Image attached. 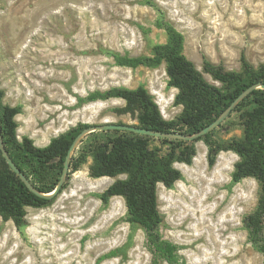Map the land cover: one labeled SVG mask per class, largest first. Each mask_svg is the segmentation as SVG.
Here are the masks:
<instances>
[{"label":"rangeland","instance_id":"obj_1","mask_svg":"<svg viewBox=\"0 0 264 264\" xmlns=\"http://www.w3.org/2000/svg\"><path fill=\"white\" fill-rule=\"evenodd\" d=\"M151 1L184 35L185 55L200 71L204 57L228 71L240 70L243 54L255 67L264 64V0ZM158 17L147 0H0V89L3 104L23 109L20 140L44 147L79 123L137 126L139 111H125L124 100L79 103L114 87L145 86L162 116L176 119L183 109L175 105L178 91L168 86L165 64L130 69L109 55H148L165 43ZM231 123L222 137L241 138L235 116ZM196 147L201 155L192 166L175 165L183 180L170 190L158 185L162 236L179 246L186 264H264L242 224L258 206L259 184L248 178L232 185L240 158L222 152L210 168L207 146ZM92 164L89 158L73 174L52 206L27 208L23 235L0 216V264H151L144 231L126 221L124 199L104 205L98 198L126 176L101 182L89 176Z\"/></svg>","mask_w":264,"mask_h":264},{"label":"trees","instance_id":"obj_2","mask_svg":"<svg viewBox=\"0 0 264 264\" xmlns=\"http://www.w3.org/2000/svg\"><path fill=\"white\" fill-rule=\"evenodd\" d=\"M158 12L156 27L163 29L166 42L154 44L148 55L129 56L110 52L120 67L136 69L166 67L168 86L178 90L175 105L182 113L174 120H166L153 96L141 85L136 89L114 87L95 91L79 103H94L121 99L126 102L125 111H139L138 127L177 137H154L129 131H96L86 135L75 149L67 179L61 190L52 194L65 171L71 148L90 124L79 123L67 132L53 138L47 146L37 147L24 136L17 139L19 123L14 119L22 114L21 106L12 107L2 102L0 89V131L4 149L9 158L29 181V187L7 162L0 147V216L13 221L22 235L28 227L27 208L44 209L52 206L69 186L74 173L92 158L89 176L93 179H117L98 198L108 205L112 198L122 197L127 208L126 221L142 229L147 247L152 254L151 264H186L180 248L165 239L161 227L165 223L159 208L158 185L173 189L183 180V173L176 164L192 166L197 157L198 142L207 146L210 168L217 163L222 152H233L240 160L232 173V185L244 179H254L260 186L257 208L242 219L252 246L264 255V89L252 90L231 111L227 119L216 129L196 139L193 136L215 122L252 86L264 84V64L255 67L246 56H241L239 71H228L204 57L200 71L185 55V37L167 21L165 13L151 0H147ZM209 75L216 84L206 80ZM235 116L243 135L241 138H224L233 127ZM158 142V146H154ZM115 254L112 252L111 255Z\"/></svg>","mask_w":264,"mask_h":264},{"label":"water","instance_id":"obj_3","mask_svg":"<svg viewBox=\"0 0 264 264\" xmlns=\"http://www.w3.org/2000/svg\"><path fill=\"white\" fill-rule=\"evenodd\" d=\"M254 89H264V84H258V85H254L252 86L248 91H246L226 112H224L215 122H213L211 125H209L208 127H206L204 130H202L201 132H199L196 135L193 136H188V137H183V136H179L180 138L183 139H196L198 137H202L205 134L210 133L211 131H213L214 129L218 128L229 116V114L231 113L232 109L241 101L243 100L252 90ZM109 130H117V131H129V132H133V133H137V134H141V135H146V136H154V137H177V136H172L169 134H163L160 132H153L151 130L148 129H144L142 127H138L135 125H128V124H119V123H104L102 125H98V126H94L91 127L87 130H85L76 140V142L74 143V145L71 148L70 154L68 156L67 162H66V167H65V171H64V175L59 183V185L57 186L56 190L48 195L47 197H51L56 195L61 188L63 187L66 179H67V174L69 172V166H70V159L75 151V149L77 148L78 144L80 143V141L88 134L92 133V132H96V131H109ZM0 147L3 150L4 156L7 159L8 164L10 165V167L12 168V170L17 173L21 179L29 186L31 187L29 181L26 179V177L22 174V172L17 168V166L12 162V160L9 158L8 153L6 152V150L4 149V145L2 142V138H1V131H0Z\"/></svg>","mask_w":264,"mask_h":264},{"label":"clouds","instance_id":"obj_4","mask_svg":"<svg viewBox=\"0 0 264 264\" xmlns=\"http://www.w3.org/2000/svg\"><path fill=\"white\" fill-rule=\"evenodd\" d=\"M176 91H178V90H176ZM14 119H15L16 121H20V120L23 119V117H21V116H17V117H15ZM16 131H17V133H18V135H17V139H20V134L24 133V132H25V129H24V128H17ZM35 146L39 147L40 145H39V143L37 142V144H36ZM234 158L237 159V160L239 159L238 156H236V157H234ZM253 183H255V181H253ZM240 211H243V210L240 209ZM13 264H15V262H13ZM25 264H28V262L26 261Z\"/></svg>","mask_w":264,"mask_h":264},{"label":"bare ground","instance_id":"obj_5","mask_svg":"<svg viewBox=\"0 0 264 264\" xmlns=\"http://www.w3.org/2000/svg\"><path fill=\"white\" fill-rule=\"evenodd\" d=\"M200 155H201V152H199L198 154H197V157L195 158V162L200 158ZM184 165V164H183ZM106 179L107 178H102V179H100V181L101 182H104V181H106ZM114 198H116V197H114Z\"/></svg>","mask_w":264,"mask_h":264}]
</instances>
